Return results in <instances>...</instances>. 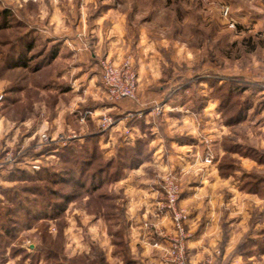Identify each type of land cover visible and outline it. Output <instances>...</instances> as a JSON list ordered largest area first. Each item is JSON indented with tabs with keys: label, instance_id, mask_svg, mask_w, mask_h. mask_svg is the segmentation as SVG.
<instances>
[{
	"label": "rangeland",
	"instance_id": "rangeland-1",
	"mask_svg": "<svg viewBox=\"0 0 264 264\" xmlns=\"http://www.w3.org/2000/svg\"><path fill=\"white\" fill-rule=\"evenodd\" d=\"M95 1L90 2L88 17L81 19L76 15L68 17L64 13H59L58 17L54 13L49 15L46 5L48 3V9H51L50 0H44L42 8L38 6V0H0V12H9L7 18L0 19L1 25H7V28L0 30V61L6 54L14 52L17 45L22 49L23 41L19 39L26 31L37 30L39 33L35 37L36 49L30 54L33 58L51 43H58V50L62 53V40L66 43L82 38L86 40L85 43L93 44L98 36L90 32L89 28L80 33V25L84 28L81 20L96 22L110 8L103 0ZM131 1L127 0L124 4L130 5ZM136 6V17L128 19L131 32L126 35L130 43H133V49L144 39L150 55H161L169 61L170 66L175 65L171 60L173 58L181 61L183 66L178 67L179 73L186 80L194 81L210 75L223 83L243 79L257 86V89L247 88L244 92L241 91L243 84L238 87L233 85L235 90L231 91L230 97L226 96L227 84L226 88H223V83L218 86L214 98L220 114L215 118L218 133L213 150L209 149L212 139L200 133L203 143L208 146L206 149L201 148L205 149V152L201 151V156L206 157L204 163L212 157V163L205 164L215 166L221 180L237 183V190L227 187L215 193L216 200L224 203L223 206L217 204L220 207L219 231L222 236L215 246H208L211 250L205 252L202 262L205 264L210 260L213 264H264V82L254 81L260 77L264 65V0H138ZM226 8H229L228 16L224 13ZM233 24L235 27H232ZM109 30L105 25L100 35L106 37L105 33L108 34ZM76 34L80 35L76 37ZM54 37L59 40L53 42ZM126 58L133 61L132 56ZM106 59L105 53L98 56L100 68L101 61ZM64 64L60 63L54 74L63 71L66 67ZM197 73L199 77L195 76ZM8 85V82L5 84L0 81V116L9 122L5 144L0 140V158L7 151L16 154L20 147L24 148L28 156L35 157L40 155L35 148L40 146L43 134L65 137L77 133L60 131L54 135L52 131L45 130L32 138L34 132H37L34 123L43 120L45 115V118H49L48 105L53 100L45 94L30 98L32 100L24 107V119L19 120L20 112L17 113L14 107L3 112ZM30 86L34 87V84ZM201 88L192 85L188 94L177 99L188 102L189 107L197 110L204 104V99L198 93ZM105 101L110 103L107 98ZM29 103H33L32 107ZM44 104L47 105L45 115L42 113ZM24 120L32 122L24 126ZM229 121L231 125H227ZM183 135L175 138H189ZM70 143L68 146L74 145ZM44 149L42 153L48 151ZM61 150L56 153L54 160L48 162L45 159L40 171L32 172L20 165H9L0 174V188L14 187L20 190L24 187V191H13L16 202H11L0 191V264H125L111 236L113 231L123 227L116 221V214L124 212L122 203L115 213L108 206L107 209H101L100 214L96 203L90 202L89 210L87 200L79 199L81 197L78 194L75 195L77 201L64 214H59L61 216L57 221L31 220L43 212L37 202L48 200L50 195L47 194L46 183L29 177H35L47 169L60 171ZM18 171L26 173V181H11V176ZM172 172L180 178L183 190L186 185L184 176L180 172ZM167 173L160 179L163 197L162 178ZM33 193L41 195L35 196ZM111 195L116 197L113 193ZM113 213L116 218L111 217ZM207 221L205 217L201 219L198 232H205L211 220L208 224ZM126 235L125 241L128 239ZM121 251L125 252L124 249Z\"/></svg>",
	"mask_w": 264,
	"mask_h": 264
},
{
	"label": "crops",
	"instance_id": "crops-1",
	"mask_svg": "<svg viewBox=\"0 0 264 264\" xmlns=\"http://www.w3.org/2000/svg\"><path fill=\"white\" fill-rule=\"evenodd\" d=\"M103 1L110 8L103 12L96 22L87 23L86 20H81L84 28L82 25L79 27L80 33L89 28L90 32L97 34L98 37L93 44L85 43L86 40L82 38L66 43L62 40L64 49L55 64L65 62L66 67L53 75L50 89L41 90V94L51 97L53 101L50 100L48 105L49 118H45L44 114L47 112V105H42L44 107L42 113L45 116L43 120L34 123L37 132H34L32 138H36L45 130L52 131L54 135L60 131L77 132L78 134H75L78 139L72 141V144L83 145L94 137L103 156L110 160L116 156L120 148L134 145L137 139L146 138L150 132L153 137L149 142L151 159L128 171L124 178L110 187V192L116 195L117 206L122 203L124 208L131 264H174L168 261L162 251L170 246L166 235L172 233V223L170 218L159 210L163 199L160 179L168 171L180 172L184 176L186 185L182 190L179 205L190 214L187 225L189 239L186 243L188 258L190 264H203L205 252L211 250L208 246H215L222 236L219 231L220 207L218 208L217 204L223 206L224 203L216 200L215 193L227 187L237 190V183L232 180H221L216 167L205 164L206 157L201 156V151L205 152L208 146L203 143L200 133L205 134L207 139H212L210 150H213L218 133L215 118L220 113L213 90L207 84H201L203 88L198 93L200 98L204 99V105L197 110L189 107L188 102L179 101L177 98L184 97L192 88V86L184 88L182 81L185 77L178 69L183 63L173 58L171 60L175 65L170 66L169 61L161 55L152 56L148 53L150 49L145 46L144 39H141L133 49V43L131 44L129 37H126L131 32L128 19L131 16L136 17L134 9L138 0H132L130 5L124 4L127 0ZM43 2L44 0H38L40 8ZM90 2L96 1L50 0L51 9H48V3L45 5L48 14L54 13L57 15L55 17H58L59 13H64L68 17L76 15L82 19L88 17L89 5L92 4ZM41 11L43 12L42 9ZM105 25L110 29L108 34L105 33L106 37L100 35ZM143 32L141 29V33ZM79 35L76 34V37ZM56 40L59 39L54 37L53 42ZM103 53L115 63L128 56L133 57L139 82L138 103L126 100L119 103L105 101L101 68L97 62L98 56ZM262 68L261 75L254 79L255 82H264V65ZM167 69L171 70V79H168L165 71ZM195 76L199 77V73ZM1 82L6 84V81ZM155 105L162 106L161 114L155 112ZM86 112L91 116L87 117L85 124H81L79 117ZM106 115L114 117L119 122L110 131L102 132L99 123ZM132 119H137L138 123L130 126L129 122ZM30 122L32 121H22L24 126H28ZM8 128L9 122L0 116V140L3 144L8 135ZM125 129L130 130V137L125 136ZM183 134L189 138H185L184 142H178L175 136H184ZM204 217L211 222L207 221L209 224L205 232L202 230L200 233L199 222ZM145 222L156 224L158 232L146 231L143 227ZM156 243L159 245L158 248L154 246Z\"/></svg>",
	"mask_w": 264,
	"mask_h": 264
},
{
	"label": "trees",
	"instance_id": "trees-1",
	"mask_svg": "<svg viewBox=\"0 0 264 264\" xmlns=\"http://www.w3.org/2000/svg\"><path fill=\"white\" fill-rule=\"evenodd\" d=\"M8 15V11H2L0 12V19L4 20ZM5 28H7V25H1L0 21V30ZM38 35L39 33L37 30L26 31L23 37L19 39L23 41L22 49L20 45H17L16 50L20 48L17 52H15L16 50L14 52L11 51L0 61V81L9 83L4 100L6 106L3 112L14 107L17 113L20 112L18 115L20 117L18 118L19 120L24 119L23 113H26L24 107L28 106V102L32 100L30 98L40 95L41 90H48L52 87V77L58 68V64H55L61 54L58 50V43H51V45L46 47L43 52L39 53L36 58H33V55L30 56L36 49V36ZM26 71L30 73H26ZM165 71L168 75V79H171V70L167 69ZM182 82L184 88H190L192 85L201 86V84H207L213 90L214 95H216L217 90H219L218 88L223 83L221 80L217 81L215 77L196 79L194 81L185 79ZM30 84H34V87H31ZM223 84V88H226V84L228 85L227 97H230L231 91L235 90L232 88L233 85L238 87L240 84H243L241 91L244 90V92L247 91V88L257 89V86L254 87L243 79L229 80L227 82L225 81ZM26 100L28 101L26 102ZM33 103H29V105L32 107L31 104ZM203 105L204 104L199 107ZM219 108H221V104ZM222 111L224 112V110H221V112ZM244 119L245 117L240 118L238 123L242 122ZM135 123H138V120L132 119L129 125L132 126ZM227 123V125H231L230 121ZM152 138L149 132L146 138L137 139L134 145H125L120 148L116 156L110 160H107L103 156L98 142L94 137L83 145L74 144L62 149L63 155L60 156V171L47 169L35 177H29L38 182L46 183V191H48L47 194L50 195L48 200L37 202V205L40 206L39 209L43 211L41 213L43 216H39L41 214H38L31 218V220L36 221L37 219H45L57 221L61 216L59 214H64L68 207L77 201L75 195L78 194L81 197L79 199L87 200V205H89L90 202L96 203V208L99 209V213L101 209H107L108 206L113 212L118 210L116 198L111 195L110 187L113 183L124 178L128 171L138 168L151 159V155L149 154V142ZM177 141L184 142V139L177 138ZM24 174H26L24 171H18L11 176V181H26ZM13 188H0V191L9 198L11 202H16L13 191L15 193L24 191V187H21L20 190L16 187V190ZM33 195L40 196L41 194L38 195L37 193H33ZM88 208L90 210V205ZM55 212H58V214L54 215ZM114 213L111 217H115ZM116 217L117 224L123 225V227H119L116 232L113 231L111 236L113 237L118 252H120V255L125 259L124 262L126 264H131L128 241L124 240V235H126L127 231L125 214L124 212H119L116 214ZM119 219L122 221H119ZM122 249H124L125 252H122ZM103 260L105 262V259Z\"/></svg>",
	"mask_w": 264,
	"mask_h": 264
},
{
	"label": "built area",
	"instance_id": "built-area-1",
	"mask_svg": "<svg viewBox=\"0 0 264 264\" xmlns=\"http://www.w3.org/2000/svg\"><path fill=\"white\" fill-rule=\"evenodd\" d=\"M225 16L229 15V8L224 10ZM232 27H235L233 24ZM101 81L102 88L104 90L106 98L112 103H119L121 101H129L133 103L139 102V82L138 75L131 58H126L119 63H115L111 60L101 61ZM264 89V84L262 85ZM155 112L159 115L162 113V106L155 105ZM90 113H85L80 118V123L85 124L87 116ZM118 120L112 116H103L99 123V128L102 132L110 131L118 124ZM124 134L126 137H130V130L125 129ZM78 139L77 134L69 136L55 137L53 135L43 134L40 137V146H36V153L40 152V155L30 157L23 147H20L16 154L13 152H6V154L0 158V174L10 165H20L21 168L26 167L32 172L40 171L44 165V160H54V156L59 149L66 148L68 144ZM48 151L41 152L42 148ZM44 149V151H45ZM43 151V150H42ZM24 155V156H23ZM51 158V159H50ZM205 163L211 164L212 157L205 160ZM162 186L164 190V197L159 205V210L164 215L170 218L172 223V233L166 235L170 246L162 249L164 251L168 261L174 264H190L188 258L187 240L189 239V232L187 231V225L190 220V215L187 209L180 207L179 202L182 194L181 180L172 171H169L162 178ZM143 227L148 232H158L156 224L145 222ZM161 235V233L159 232ZM159 247L158 243L154 245ZM205 264H213L208 260Z\"/></svg>",
	"mask_w": 264,
	"mask_h": 264
}]
</instances>
